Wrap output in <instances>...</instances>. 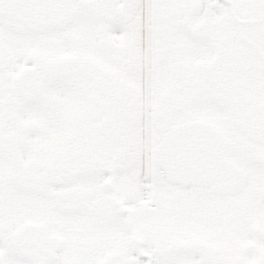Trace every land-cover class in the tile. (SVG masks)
<instances>
[{
    "label": "snow or ice",
    "instance_id": "1",
    "mask_svg": "<svg viewBox=\"0 0 264 264\" xmlns=\"http://www.w3.org/2000/svg\"><path fill=\"white\" fill-rule=\"evenodd\" d=\"M0 264H264V0H0Z\"/></svg>",
    "mask_w": 264,
    "mask_h": 264
}]
</instances>
